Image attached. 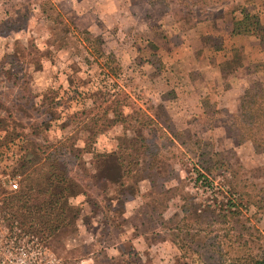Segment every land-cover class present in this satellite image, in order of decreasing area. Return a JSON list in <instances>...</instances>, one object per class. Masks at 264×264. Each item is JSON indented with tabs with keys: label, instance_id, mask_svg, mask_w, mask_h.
Instances as JSON below:
<instances>
[{
	"label": "rangeland",
	"instance_id": "obj_1",
	"mask_svg": "<svg viewBox=\"0 0 264 264\" xmlns=\"http://www.w3.org/2000/svg\"><path fill=\"white\" fill-rule=\"evenodd\" d=\"M166 1L0 0V135L23 137L19 187L35 196L47 171L40 157L58 144L68 159L59 202L72 207H57L48 225L38 212L22 225L5 209L13 192L0 188V264H226L264 255V153L229 131L249 85L264 89V0ZM243 6L253 15L246 23ZM96 42L112 55L115 77L93 60ZM115 96L121 116L105 111ZM137 108L162 132L138 124ZM124 146L138 164L96 186L88 178L95 151ZM234 198L239 213L224 222L219 208Z\"/></svg>",
	"mask_w": 264,
	"mask_h": 264
},
{
	"label": "trees",
	"instance_id": "obj_2",
	"mask_svg": "<svg viewBox=\"0 0 264 264\" xmlns=\"http://www.w3.org/2000/svg\"><path fill=\"white\" fill-rule=\"evenodd\" d=\"M150 3H163L165 6H168L169 3L166 0H148ZM181 5L186 6L184 0H177ZM220 0H197L198 4L209 5L211 3L219 2ZM236 4V0H234ZM233 6L230 8V12L234 13L236 7ZM242 15L241 20L246 23L253 15L250 14V11L247 10L245 6L240 8L239 11ZM225 12L214 17V20L226 19ZM233 19V17H232ZM256 25L261 26L259 18L256 19ZM263 26V25H262ZM247 30L250 31V28L247 27ZM87 33L84 32V34ZM99 42L98 38H95ZM93 46L91 55L94 56V61L99 65L101 71H104L109 77H115L116 75V66L114 65V60L111 58L112 55L105 53L102 48L98 46ZM103 72V73H104ZM104 73V74H105ZM122 100L120 98L116 99V96L110 100V107H106L105 111L115 112L117 116H121L119 102ZM112 106V107H111ZM133 118L135 121L141 125H150L154 124L159 129V132H162L161 127L157 124L152 117H150L145 110L137 108L134 112ZM136 116V117H135ZM129 115V118H132ZM229 131L234 136L237 144H242L245 142H251L253 144L254 150L258 153H264V89L261 82L255 81L249 85L247 91L242 95L240 99L239 109L236 113L231 115L229 123ZM23 137L15 140L12 133L0 135V141L4 149L7 152V158L9 159L8 168L11 172L21 175L24 168L23 161L26 159L28 153L23 155V152H26V147H23ZM55 146V147H54ZM58 144L53 145L52 149H49L44 156L40 157L43 160L41 161L42 169L46 167L47 171L44 173V188L37 189L38 194L35 196L30 192H24V190L19 187L18 190L11 193L10 195L4 198L5 209L10 212L13 218H17L20 224L24 225L27 222L31 224L38 220L37 217L32 214L33 212H38L43 216V220L38 224H43L44 222L49 223L50 213L56 214L55 209L58 207L61 212L70 210L72 207L69 205L61 206L59 200L61 195L64 194L68 185V159L67 154H58L57 153ZM13 148L19 149L17 153V159L15 163L12 162L10 155H13ZM9 153V154H8ZM158 154V153H157ZM40 154L36 153L37 158ZM215 156H219L218 153H214ZM155 158L158 155H153ZM157 161L156 159H149V166L152 168V162ZM210 161H208L209 163ZM216 163V162H215ZM137 160L135 159V153H130V147H122L119 151H104L96 150L95 155L92 157L90 162V167L88 170V178L94 180L97 186L104 184L109 179L117 178L124 179L131 173V170L134 165H137ZM212 167H207V171L211 172ZM117 172V173H116ZM198 176H201L203 180H208L205 177L204 173H198ZM59 189L58 192L55 190ZM31 190V188H30ZM236 199H228L225 203L222 204L219 208V215L223 218L224 222L228 216L234 217L239 211L236 205ZM47 215V216H46ZM17 220V221H18ZM44 221V222H43ZM226 264H264V255H245L237 256L232 260L228 261Z\"/></svg>",
	"mask_w": 264,
	"mask_h": 264
},
{
	"label": "built area",
	"instance_id": "obj_3",
	"mask_svg": "<svg viewBox=\"0 0 264 264\" xmlns=\"http://www.w3.org/2000/svg\"><path fill=\"white\" fill-rule=\"evenodd\" d=\"M8 160L9 159L7 158L5 151L0 149V188L4 187L10 192H15L19 189L20 175L9 170Z\"/></svg>",
	"mask_w": 264,
	"mask_h": 264
},
{
	"label": "crops",
	"instance_id": "obj_4",
	"mask_svg": "<svg viewBox=\"0 0 264 264\" xmlns=\"http://www.w3.org/2000/svg\"><path fill=\"white\" fill-rule=\"evenodd\" d=\"M97 186V185H96Z\"/></svg>",
	"mask_w": 264,
	"mask_h": 264
}]
</instances>
